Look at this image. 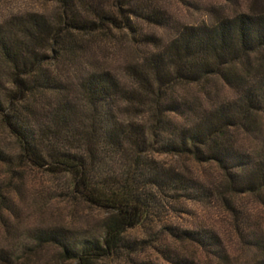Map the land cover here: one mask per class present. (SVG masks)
<instances>
[{
  "label": "trees",
  "instance_id": "16d2710c",
  "mask_svg": "<svg viewBox=\"0 0 264 264\" xmlns=\"http://www.w3.org/2000/svg\"><path fill=\"white\" fill-rule=\"evenodd\" d=\"M55 1L62 8L58 19L28 12L0 22V58L9 66L14 86L5 99L0 97V112L27 160L51 172L67 173L76 192L111 213L102 238L92 235L78 239L60 228L46 230L41 238L62 246L79 264H92L134 248L125 232L157 210V193L188 198L205 194L203 181L184 169L162 163L150 154L152 150L191 154L199 161L219 163L235 192L264 189V149L247 151L229 137L231 127L261 107L264 80L250 81L235 101L195 111L183 123L173 122L172 117L185 112L183 104L169 99L158 103L151 140L142 123L119 118L117 101L129 99L133 92L113 71L92 67L79 74L86 111L69 98L68 75L52 67L53 59L60 48L66 54L73 51L72 56L80 52L73 48L72 32L94 31L106 22L116 25L118 19L111 12H101L92 0ZM145 15L159 23L166 21L157 10ZM148 39L156 49L129 66L130 81L146 93L160 96L164 88L177 82H200L213 74L231 81L233 64L243 60L250 63L252 54L264 50V12H240L212 23L185 25L164 45L154 36ZM49 49L56 52L55 56H50ZM69 65L76 68L78 62ZM32 95L42 97L37 102L40 114L34 119L24 104ZM0 159H9L2 149ZM179 234L231 264L214 230L184 229ZM0 257H5L2 249ZM243 264H264V254Z\"/></svg>",
  "mask_w": 264,
  "mask_h": 264
},
{
  "label": "rangeland",
  "instance_id": "374dc122",
  "mask_svg": "<svg viewBox=\"0 0 264 264\" xmlns=\"http://www.w3.org/2000/svg\"><path fill=\"white\" fill-rule=\"evenodd\" d=\"M91 2L101 12L114 14L118 23L106 22L100 28L84 33L72 32L73 48L80 52L72 56L73 51L66 54L60 48L57 58L52 61L55 70L63 69L67 73L69 98L84 111L87 107L79 74L92 67L113 71L122 85L132 90V97L117 101L118 116L121 120L142 123L151 140L154 139L152 133L158 103L178 100L185 112L172 116L173 122L183 123L195 111L235 101L250 81L262 83L264 80V50L252 54L250 63L243 60L233 64L231 81L221 74H213L200 82H177L164 88L160 96H152L136 87L129 76V66L156 49L149 43V36L164 45L185 25L212 23L240 12H264V0ZM125 8L129 10L124 11ZM152 10L165 16V23L146 17L145 13ZM28 12L58 19L62 8L55 0H0V22ZM94 18L99 21L98 17ZM47 52L50 56L56 54L51 49ZM70 62H78L77 67L70 68ZM9 71V66L0 58L2 99L14 88ZM40 99L42 97L32 95L24 101L34 115L33 119L40 114L37 103ZM229 134L230 140L242 149L255 153L264 149V101L261 107L247 113L241 124L231 127ZM0 149L9 158L0 159V249L5 252V257H0V264H79V260L67 255L62 246L40 235L46 230L60 228L78 239L92 235L102 238L111 211L86 201L74 190L72 178L67 173L51 172L27 160L1 112ZM150 154L166 165L179 167L198 177L207 186L205 194L188 198L157 193L160 201L157 210L155 208L147 220L125 232L126 240L134 243V248L96 259L92 264H226L202 244L179 234L184 229L198 228L212 229L220 236L231 264L250 263L263 256L264 189L235 192L229 187L223 168L214 161H199L191 154L156 150Z\"/></svg>",
  "mask_w": 264,
  "mask_h": 264
}]
</instances>
